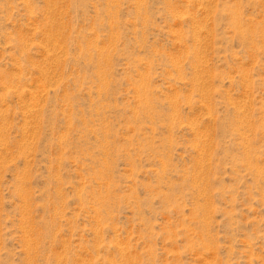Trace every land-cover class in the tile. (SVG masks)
Segmentation results:
<instances>
[{
	"label": "rangeland",
	"instance_id": "rangeland-1",
	"mask_svg": "<svg viewBox=\"0 0 264 264\" xmlns=\"http://www.w3.org/2000/svg\"><path fill=\"white\" fill-rule=\"evenodd\" d=\"M0 264H264V0H0Z\"/></svg>",
	"mask_w": 264,
	"mask_h": 264
}]
</instances>
